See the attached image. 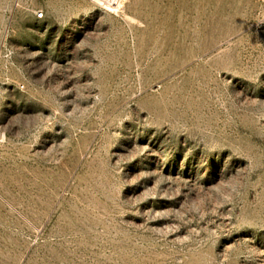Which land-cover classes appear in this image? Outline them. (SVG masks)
<instances>
[{
    "label": "rangeland",
    "instance_id": "rangeland-1",
    "mask_svg": "<svg viewBox=\"0 0 264 264\" xmlns=\"http://www.w3.org/2000/svg\"><path fill=\"white\" fill-rule=\"evenodd\" d=\"M0 264H264V0H0Z\"/></svg>",
    "mask_w": 264,
    "mask_h": 264
},
{
    "label": "built area",
    "instance_id": "built-area-1",
    "mask_svg": "<svg viewBox=\"0 0 264 264\" xmlns=\"http://www.w3.org/2000/svg\"><path fill=\"white\" fill-rule=\"evenodd\" d=\"M36 17L38 19H42L44 17V13L43 12H38V13H36Z\"/></svg>",
    "mask_w": 264,
    "mask_h": 264
}]
</instances>
